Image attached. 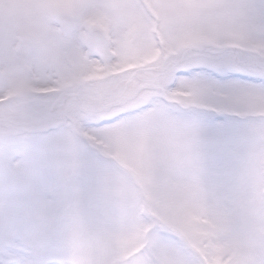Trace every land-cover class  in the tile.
Segmentation results:
<instances>
[{"label": "clouds", "instance_id": "clouds-1", "mask_svg": "<svg viewBox=\"0 0 264 264\" xmlns=\"http://www.w3.org/2000/svg\"><path fill=\"white\" fill-rule=\"evenodd\" d=\"M0 264H264V0H0Z\"/></svg>", "mask_w": 264, "mask_h": 264}, {"label": "rangeland", "instance_id": "rangeland-1", "mask_svg": "<svg viewBox=\"0 0 264 264\" xmlns=\"http://www.w3.org/2000/svg\"><path fill=\"white\" fill-rule=\"evenodd\" d=\"M91 23L103 27L102 20L100 17L92 18ZM96 52L93 51L90 54V58L95 62L94 63V72L92 76L95 78H104L106 73L104 71L105 65L100 63L101 56L95 57ZM224 57L218 56L213 51H203V50H194L190 53L187 61L186 67L182 69L183 75H188L192 72L200 73L204 76H207L215 80H226L229 77H234L238 79H256L255 76L250 75L247 72L243 71H232L229 72L227 69L221 67V61ZM224 73H227L226 75Z\"/></svg>", "mask_w": 264, "mask_h": 264}, {"label": "flooded vegetation", "instance_id": "flooded-vegetation-1", "mask_svg": "<svg viewBox=\"0 0 264 264\" xmlns=\"http://www.w3.org/2000/svg\"><path fill=\"white\" fill-rule=\"evenodd\" d=\"M98 55H99V54H98V53H96V54H95V57H97Z\"/></svg>", "mask_w": 264, "mask_h": 264}]
</instances>
